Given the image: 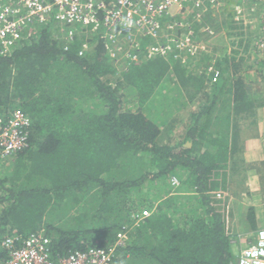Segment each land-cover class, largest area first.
<instances>
[{"label": "trees", "instance_id": "1", "mask_svg": "<svg viewBox=\"0 0 264 264\" xmlns=\"http://www.w3.org/2000/svg\"><path fill=\"white\" fill-rule=\"evenodd\" d=\"M210 13L187 21L215 26ZM218 17L235 53L255 44L233 11ZM55 26L42 24L0 53V117L21 107L33 119L29 146L0 161V261L13 233L45 234L56 258L108 247L128 226L129 244L115 254L121 264H235L242 235L227 229L218 192L261 167L246 162L236 140L237 124L262 103L244 80L252 55L213 62L207 44L200 53L149 56L145 38L137 59L117 62L98 31L65 49ZM180 110L190 115L183 127ZM145 209L150 216L137 222Z\"/></svg>", "mask_w": 264, "mask_h": 264}, {"label": "built area", "instance_id": "2", "mask_svg": "<svg viewBox=\"0 0 264 264\" xmlns=\"http://www.w3.org/2000/svg\"><path fill=\"white\" fill-rule=\"evenodd\" d=\"M233 2L234 18L240 23L251 21L255 7L264 0H0V53L10 54L16 42L36 34L42 24L53 21L67 32V40L73 41L82 32L98 31L106 39V49L115 61L137 59L143 39L153 42L147 47L149 56L201 52L206 42L198 39V33L187 21L191 12L200 20L209 10L220 11L227 2ZM196 9L195 11H192ZM170 18H178L172 22ZM262 33L255 41V51L264 65V13L261 15ZM204 30L212 35L210 26ZM89 47L82 46L80 54ZM67 49V45H65ZM216 62V61H215ZM221 70L214 67L211 79L217 82ZM32 117L17 107L9 116L0 117V161L29 145ZM174 184L178 178L173 176ZM223 193L218 192V196ZM151 211L145 209L137 222L145 220ZM129 229L124 226L116 241L108 247H89L74 250L65 255L52 256V239L43 233H31L25 237L17 233L2 240L9 255L0 264H121L116 259L118 248L125 246ZM236 264H264V226L248 238L237 239Z\"/></svg>", "mask_w": 264, "mask_h": 264}, {"label": "crops", "instance_id": "3", "mask_svg": "<svg viewBox=\"0 0 264 264\" xmlns=\"http://www.w3.org/2000/svg\"><path fill=\"white\" fill-rule=\"evenodd\" d=\"M262 12L263 11L255 14L257 19ZM248 27L258 36L256 29L257 24L247 25L246 28H240L243 34H246ZM55 28L56 32L54 33L57 38L59 37L62 39L65 42L64 45L70 44L67 40V32L63 30L60 25L58 27L55 26ZM78 29L80 36L86 34V32L81 31L80 27ZM76 37L77 34L74 40ZM228 45L231 49L233 48L232 42L228 43ZM248 45L244 46L245 50L255 52L254 54L260 59L259 53H256L255 47L251 42ZM217 54L218 58L222 56V54ZM258 59L256 60L257 62H254V59L246 62V66H249V69H244L243 72L245 73L244 80L249 94L254 99L255 97L261 99L262 103L259 108H256L255 116L249 117L241 124H237L242 126L241 128H237L236 140L238 141V145L246 162L261 167L251 169L249 174L244 175L243 178L240 176L238 186L232 183L227 189H222L221 191L223 194L218 200L222 212H228V216L231 219V221L229 218L227 220V229L230 227V224H233L239 229V235L241 234L248 238H250L257 229L264 226V68L262 66L263 62H260ZM255 120H257V124L254 123ZM249 212L254 219L249 218ZM253 227H255V229H253Z\"/></svg>", "mask_w": 264, "mask_h": 264}, {"label": "rangeland", "instance_id": "4", "mask_svg": "<svg viewBox=\"0 0 264 264\" xmlns=\"http://www.w3.org/2000/svg\"><path fill=\"white\" fill-rule=\"evenodd\" d=\"M262 9H264V4L261 5V7H260V10H262ZM223 13L226 14V13H229V12L226 9V10H224ZM213 28L215 29V32H216V35H217L216 37H214L213 39H211V38H205L206 36H204V35H202V37L205 40H210L208 42V46L210 48V51L212 50L211 53L215 57L218 56L217 53L222 54V55L224 53V54H227L228 55V59H229L230 56H231V58H236L237 59L238 56H240L241 54H246V55H249L250 54V55H252V57H253L254 60H257L258 59V57L256 56V54H254L255 52H249L248 50L242 51L241 53L240 52L235 53L234 51L236 49H233V48L231 49V47L228 45V43H230V39H229V37L227 35H225L224 29H220L217 26H214ZM214 52H215V54H214ZM249 60H251V59H249ZM213 61H214V59H213ZM194 64L195 65H198V69H202L205 66V62H194ZM210 64H213V62H211ZM191 108H194V107H191ZM181 115L184 116V118H183L184 121L180 125H178V127H183L182 125H184L185 122H186L185 119H188L190 117L189 113L180 110V112L177 115V118H179ZM230 226H232V225H230ZM241 238H245V236H241ZM148 261L149 260L139 259V260H137L136 264H147Z\"/></svg>", "mask_w": 264, "mask_h": 264}, {"label": "clouds", "instance_id": "5", "mask_svg": "<svg viewBox=\"0 0 264 264\" xmlns=\"http://www.w3.org/2000/svg\"><path fill=\"white\" fill-rule=\"evenodd\" d=\"M233 2H230V1H228L227 2V5H225V6H223L222 7V9L220 10V11H215V10H211V13H210V15H208V16H211V14H213V16H212V18L215 20V26H217L218 27V21L220 20V18L218 17V15H221L223 12H224V10H228V12H232L233 10H232V4ZM264 4V2H260L258 5H257V7H255V11L254 12H252V17H251V21L249 22V23H247V24H244V23H240V21H236L235 20V18H234V21L235 22H237V23H240V24H242V27H244V28H246L247 27V25H252V24H257V27H256V29H257V33H258V36H256L253 32H252V30H251V28L250 27H248V29H247V31H246V36L249 34V33H251L252 35H253V37H255V38H257V37H260L261 35H262V33H260L259 32V24H260V18H261V15L264 13V9H262V10H260V7H261V5H263ZM196 9H193L192 11H195ZM261 11H263L262 13H261V15H260V17L257 19V17L255 16V14H258V13H260ZM234 13V12H233ZM204 15H207V13H205ZM196 22H199V21H196ZM199 24H201V23H199ZM206 26H210L211 28H212V30L214 31V34H212V35H210V34H208L205 30H204V28L206 27ZM214 26H211V24H206V25H203L202 24V26H201V28L199 29V30H196L195 28V30L198 32V33H196L197 34V36H198V39H200V40H203L204 42H206V44H208V42L210 41V40H205L203 37H202V35H204V36H209L211 39H213L214 37H216L217 35H216V32H215V29L213 28ZM241 27V28H242ZM219 28V27H218ZM79 35V34H78ZM225 35H227L226 33H225ZM146 39H149V38H146ZM230 39V38H229ZM149 40H151V39H149ZM152 40H151V42L148 44V45H146V51H147V47L149 46V45H151L152 44ZM230 42H232V40L230 39ZM245 43H246V41H245ZM143 45V44H142ZM245 45H248L247 43L245 44ZM249 46V45H248ZM253 46H255V44H253ZM185 54H189V53H186V52H184ZM198 53H200V52H198ZM174 54V53H173ZM191 54V53H190ZM170 55H172V54H169V55H161V56H170ZM217 58H218V56L214 59V61L213 62H217ZM182 61V60H181ZM17 108V107H16ZM21 108V107H20ZM15 109V108H14ZM13 109V110H14ZM23 109V108H22ZM12 110V111H13ZM11 111V112H12ZM10 112V113H11ZM26 112V111H25ZM9 113V114H10ZM9 114L7 115V116H9ZM6 117V116H5ZM33 120V119H32ZM32 129V128H31ZM31 132V131H30ZM30 140V139H29ZM30 142V141H29ZM29 146V145H28ZM123 228H124V226H123ZM122 228V229H123ZM127 228H128V226H127ZM129 229V228H128ZM128 239H127V243H126V245H128L129 244V239H130V236H131V232L130 233H128ZM116 239H117V237H116ZM116 241V240H115ZM114 241V242H115ZM113 242V243H114ZM112 243V244H113ZM125 245V246H126ZM125 246H122V247H125ZM121 248V247H120ZM119 249V248H118ZM119 262H121V261H119ZM237 263V262H236Z\"/></svg>", "mask_w": 264, "mask_h": 264}]
</instances>
